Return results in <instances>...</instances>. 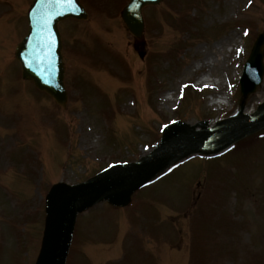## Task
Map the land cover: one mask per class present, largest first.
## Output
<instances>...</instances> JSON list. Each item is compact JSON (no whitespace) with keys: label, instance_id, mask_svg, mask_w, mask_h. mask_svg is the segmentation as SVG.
<instances>
[{"label":"rangeland","instance_id":"1","mask_svg":"<svg viewBox=\"0 0 264 264\" xmlns=\"http://www.w3.org/2000/svg\"><path fill=\"white\" fill-rule=\"evenodd\" d=\"M29 1L0 0V264L39 263L58 184L150 154L175 122L215 126L264 103V73L244 106L240 88L264 33V0L146 7L145 58L121 17L128 0H84L88 21L61 24L67 109L12 57ZM171 170L126 206L102 200L81 211L63 264H264V130Z\"/></svg>","mask_w":264,"mask_h":264},{"label":"water","instance_id":"2","mask_svg":"<svg viewBox=\"0 0 264 264\" xmlns=\"http://www.w3.org/2000/svg\"><path fill=\"white\" fill-rule=\"evenodd\" d=\"M160 1L130 0L123 9L122 17L139 41L143 39L145 26L143 7ZM72 17H88L80 0H33L27 17L28 32L16 49L23 77L33 80L40 90L46 91L63 107L67 105L68 94L58 24L61 20ZM140 54L144 56V52ZM263 58L264 33L257 39L241 77L243 104L262 82ZM263 127L264 106L251 115L236 117L201 130L176 123L166 130V138L159 149L144 159L127 165H114L75 186H59L51 198L52 223L39 264H63L75 216L93 201L105 197L118 199L184 156L212 152L209 146L204 145L210 134L225 135L216 149L218 150Z\"/></svg>","mask_w":264,"mask_h":264},{"label":"bare ground","instance_id":"3","mask_svg":"<svg viewBox=\"0 0 264 264\" xmlns=\"http://www.w3.org/2000/svg\"><path fill=\"white\" fill-rule=\"evenodd\" d=\"M211 54H209V56H207L206 58L208 59L209 58V61L208 62H210L211 61V57H212V59H213V56H211ZM206 80V79H205ZM204 79H201L200 80V82H202V81H205ZM200 84H203V83H200ZM167 98V97H166ZM214 103H218V101H213ZM222 121H224V120H219L217 123H219V122H222ZM214 125H212V127H213ZM197 127H202V126H197ZM209 127H211V126H209ZM224 139H223V135H218V134H210L206 139H205V141H204V145L205 146H214V147H216V146H218L222 141H223ZM120 199H123L124 198V196H121V197H119Z\"/></svg>","mask_w":264,"mask_h":264}]
</instances>
